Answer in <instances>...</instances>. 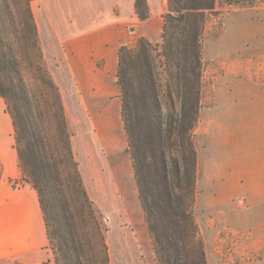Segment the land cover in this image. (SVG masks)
<instances>
[{"label":"rangeland","instance_id":"374dc122","mask_svg":"<svg viewBox=\"0 0 264 264\" xmlns=\"http://www.w3.org/2000/svg\"><path fill=\"white\" fill-rule=\"evenodd\" d=\"M10 2L13 18L7 19L15 23L14 32L9 34L10 42L31 54L32 42L24 27L25 0ZM164 5L167 13L169 0H164ZM1 6L0 3V8ZM30 6L38 27V14L42 12L40 18L44 19V0H31ZM217 11L209 13L201 43L199 114L192 131L193 146L197 153L193 212L204 240L207 264H258L260 255L255 248L257 235L253 222L254 203L239 193V185L245 173L253 172L256 147L262 141L259 132H264V0H257L252 7H219ZM143 12L150 17L149 7L143 9ZM5 15L6 11H2L4 20ZM151 44L154 47H148L147 51L140 54L136 52L137 46L130 47L133 53H129L131 57L127 58L125 65L129 93L128 108L124 111L125 121L145 137L158 132L156 127H159L160 122H165V116H169V120L175 124L172 130L177 132L170 147L180 156L183 174L181 190L178 189L177 192L189 204L191 185L187 178V164L192 145L183 138L182 123L186 122L187 128L192 121L190 116L184 115V112L189 113L187 109L194 102L192 82L189 79L185 82L183 72L169 68L162 53L163 38L161 43ZM41 48L46 68L60 90L75 162L93 204L92 216L81 191L75 185L70 165H66L70 187L67 192L71 196L67 208L72 211L76 222L81 223H76L75 227L78 229L79 225L77 238L82 243L83 251L91 255L90 264L97 263V251L94 250L97 242L94 233L95 216L105 235L110 264H156V254L139 197L136 200L137 206L132 201L126 202L125 209L122 196L109 174L104 172L100 156L89 151L91 148L85 149L88 140L78 132L79 121H76L78 127L74 130L66 110L64 94L71 96L73 90L68 74L63 71L62 58L53 48L48 59L42 41ZM26 53L21 70L32 84L33 95L42 107L43 130L48 134L57 132L53 146L59 152H65L63 140L58 135L64 132L58 117L59 111L52 106L53 98L48 97V102L42 97L39 68L26 59ZM191 62L187 63L190 68ZM188 73L190 74L189 71ZM119 89L124 101L122 89ZM44 95L47 97L45 93ZM182 116L185 117L183 121ZM168 144H164V148ZM142 148L144 157L160 154L157 139L156 142L155 139H150ZM148 162L152 182L158 183L162 188L168 185L172 191L177 182L173 183L169 178V182H166L158 174L156 165ZM21 183H29L23 174ZM54 198L59 200L60 196L58 198L54 195ZM60 203V200L54 202L55 205ZM168 214L169 218H175L176 207L172 206ZM61 216L58 215L59 218ZM249 220L250 223L247 224ZM183 223L181 229L177 226L181 235ZM56 254V249L49 240L46 260L42 264H56Z\"/></svg>","mask_w":264,"mask_h":264},{"label":"trees","instance_id":"16d2710c","mask_svg":"<svg viewBox=\"0 0 264 264\" xmlns=\"http://www.w3.org/2000/svg\"><path fill=\"white\" fill-rule=\"evenodd\" d=\"M10 1L0 0L2 6H5L0 8V95L4 99L8 113L13 120L15 147L18 151L22 174L38 194L48 237L56 249V264H90L91 255H87L83 251L82 243L77 238L79 225L78 229L75 225L81 223L76 222L72 211H68L67 208L68 204L70 205L68 199L71 197L67 192L70 187L66 176V165L69 164L73 171L75 185L81 191L88 205L87 210L92 213V216L94 215L93 204L84 188L78 165L75 162L60 90L46 68L39 29L30 6L31 0H25L24 8V27H26L32 42L31 54L26 53L22 47H15L14 42H10L9 34L15 30V23L7 19L13 18ZM256 3L257 0H169V11L164 15L162 53L170 69L183 72L185 82L188 79L192 82V94L194 95V102L187 109L189 113L184 112V115L190 116L192 121L187 128L186 122L182 123L183 138L191 142L192 145L187 164V178H189L188 181L191 185V203L189 204L181 199L178 195L179 192H177L178 189L181 190L180 183L183 174L179 162L180 156L175 149L170 147V143L176 138L177 132H173L172 128L175 124L169 120V116H165V122H160L159 127H156L158 132L147 134L145 137L133 130L131 124L129 125L125 121L124 111L128 108L127 101L129 99L125 65L127 58L131 57L133 52L127 46L120 49L118 86L124 95L123 118L129 142L128 151L132 158L140 205L156 254V264H207L204 240L193 212L196 195L197 153L193 146L192 131L199 114L202 35L208 22L209 13L218 12L219 7L222 9L245 8L252 7ZM135 6L140 19L149 18V14L143 12V9L148 8L146 0H136ZM2 11H6L5 20L1 16ZM148 47L154 46L144 38L139 39L136 47L137 54L147 51ZM25 53L26 59L32 65L36 66L37 64L39 68L42 78L40 84V89L43 91L40 90L42 97L47 101L48 97L53 98L52 106H55L59 111L58 117L64 132H60L58 135L63 140L65 152H59L53 146L57 132L48 134L43 130L42 107L39 106L40 102L36 100V96L34 97L32 84L21 70ZM129 53L131 54L129 55ZM190 61H192L191 68L187 64ZM183 120L185 117L182 116ZM182 121L180 120V122ZM169 128L170 132H168ZM150 139L151 141L155 139V142L157 139L160 154L157 155L156 153V155L144 157L142 147ZM166 143H169L168 147L164 148ZM148 161L156 165L158 174L166 182H169L168 178L173 183L177 182L172 191L168 185L162 188L158 183L152 182ZM169 171L170 174H168ZM54 195L58 198L60 196L61 203L59 205L54 204L55 201H59L54 198ZM172 206L176 207L175 218L168 216ZM59 214L62 215L60 218L58 217ZM94 219V233L97 237L94 246V250L97 251L95 254L96 264H110L104 232L95 216ZM180 221L185 222L183 223V235L177 231V226L180 229L182 226Z\"/></svg>","mask_w":264,"mask_h":264},{"label":"crops","instance_id":"0c3cea01","mask_svg":"<svg viewBox=\"0 0 264 264\" xmlns=\"http://www.w3.org/2000/svg\"><path fill=\"white\" fill-rule=\"evenodd\" d=\"M147 2L146 20L138 16L136 0H44V19L38 14L44 51L49 59L56 49L71 80L73 92L64 97L72 126H79L88 140L85 149L100 156L124 206L131 201L137 206L138 188L118 86L119 53L124 46L135 48L141 38L161 43L164 0ZM14 135L0 95V264H42L49 245L47 227L36 190L21 183ZM259 137L253 172L245 173L239 193L254 203L255 248L258 264H264V132Z\"/></svg>","mask_w":264,"mask_h":264}]
</instances>
